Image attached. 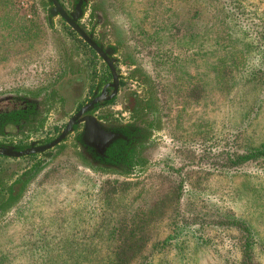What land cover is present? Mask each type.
<instances>
[{
    "label": "rangeland",
    "instance_id": "rangeland-1",
    "mask_svg": "<svg viewBox=\"0 0 264 264\" xmlns=\"http://www.w3.org/2000/svg\"><path fill=\"white\" fill-rule=\"evenodd\" d=\"M103 15L156 85L166 140L138 178L60 157L0 220V264H264V0H104ZM55 22L0 0V90L69 74L54 31L92 72Z\"/></svg>",
    "mask_w": 264,
    "mask_h": 264
},
{
    "label": "flooded vegetation",
    "instance_id": "flooded-vegetation-1",
    "mask_svg": "<svg viewBox=\"0 0 264 264\" xmlns=\"http://www.w3.org/2000/svg\"><path fill=\"white\" fill-rule=\"evenodd\" d=\"M38 1L51 30H58L59 19L84 43L93 70L54 31L69 74L0 90V220L62 156L96 175L138 178L133 174L151 168L153 152L166 140L156 85L125 37L105 20L104 0ZM91 125L114 138L96 149L83 137Z\"/></svg>",
    "mask_w": 264,
    "mask_h": 264
},
{
    "label": "water",
    "instance_id": "water-1",
    "mask_svg": "<svg viewBox=\"0 0 264 264\" xmlns=\"http://www.w3.org/2000/svg\"><path fill=\"white\" fill-rule=\"evenodd\" d=\"M71 25L73 26V28H74L77 32H79L80 34H82L81 30L78 29V28L76 27L75 24H72V23H71ZM82 111H83V108H82L78 113H80V112H82ZM78 113H77V114H78ZM77 114H76V115H77ZM69 128H70V125L67 126V128L63 131L62 135H63L65 132H67V130H68ZM107 134H108V132H105V131H102V132H101L96 126L91 125L90 127H89V126L86 127L85 132H84V134H83V137H84L85 141L88 142L90 145H92V146L95 147L96 149H100V145H106V144H108L109 142H111V140L114 138V136H110V135L107 136ZM59 139H60V137L57 138V139H56L54 142H52V143L57 142Z\"/></svg>",
    "mask_w": 264,
    "mask_h": 264
},
{
    "label": "trees",
    "instance_id": "trees-1",
    "mask_svg": "<svg viewBox=\"0 0 264 264\" xmlns=\"http://www.w3.org/2000/svg\"><path fill=\"white\" fill-rule=\"evenodd\" d=\"M263 35H264V31H263ZM258 74L260 75V84L259 85H262L261 93H263L264 92V70L257 71L256 75H258ZM254 79H255V72L252 76H250L249 82L252 83L254 81ZM253 154L257 155V156L264 155V144L260 145L259 148H256L255 150H253ZM133 163L136 164L135 161ZM143 173H145V171L142 170L140 172H135L133 175H134V177H140L141 175H143ZM245 254L247 257H249L251 255V252L249 250H247ZM123 256H125V255H123L122 251H120V250H117L114 252V258H116L117 260H120ZM117 257H119V258H117ZM112 260H114V259L112 258Z\"/></svg>",
    "mask_w": 264,
    "mask_h": 264
}]
</instances>
